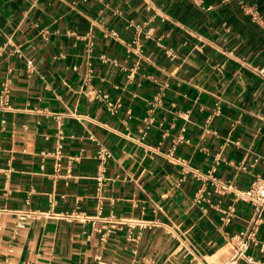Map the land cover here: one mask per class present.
Here are the masks:
<instances>
[{"label":"crops","instance_id":"1","mask_svg":"<svg viewBox=\"0 0 264 264\" xmlns=\"http://www.w3.org/2000/svg\"><path fill=\"white\" fill-rule=\"evenodd\" d=\"M251 8L264 20V0H0V264H264V223L255 262L230 260L253 206L212 179L264 178Z\"/></svg>","mask_w":264,"mask_h":264},{"label":"built area","instance_id":"2","mask_svg":"<svg viewBox=\"0 0 264 264\" xmlns=\"http://www.w3.org/2000/svg\"><path fill=\"white\" fill-rule=\"evenodd\" d=\"M249 12L252 14L253 18L258 21L264 23L263 16L260 11L255 8H251ZM116 34V32H113ZM166 54L170 58L176 57L174 51L169 48L166 50ZM27 69L32 72L35 69L34 61L32 58H27ZM259 73L264 75V66L259 68ZM102 98L106 101L108 110L111 114H117L121 107L120 101H114L111 99L109 94H102ZM1 102L6 104L9 101V92L6 89H3L1 92ZM219 112V110H218ZM58 153L61 152L62 145L60 144L58 147ZM112 154L110 150L104 146H100L99 149V157L101 158L103 164L109 158H111ZM61 164H58V169ZM217 170L216 166L211 168V172L214 173ZM213 179V184L216 186L215 191L218 193H222L225 190L231 191L234 193L236 199H241L246 202H249L253 206V214L251 217L250 224L244 229L231 237V243L233 244V253L231 255V259L233 262L239 259H246L249 262H255L254 258L248 254V249L252 243L257 242V235L260 229L261 224L264 223V178L257 177L252 184L246 189H239L234 184H221L219 180ZM195 200L200 205V208L203 211H207L206 203L209 199L205 196L202 189H200L196 195ZM223 219L226 223L231 222L234 208L231 206L227 210H223ZM29 217H37L34 213L30 212H22L20 214V220L23 221ZM19 225L23 226V223L20 222Z\"/></svg>","mask_w":264,"mask_h":264}]
</instances>
